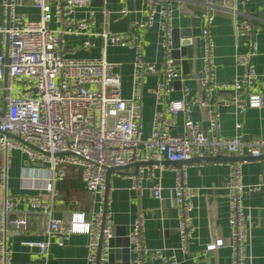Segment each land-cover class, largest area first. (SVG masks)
I'll list each match as a JSON object with an SVG mask.
<instances>
[{"label":"built area","instance_id":"1","mask_svg":"<svg viewBox=\"0 0 264 264\" xmlns=\"http://www.w3.org/2000/svg\"><path fill=\"white\" fill-rule=\"evenodd\" d=\"M92 0H32L39 11L37 19H24L17 11L20 0H0L3 23L0 35V148L5 153V164L0 171V184L6 191L8 153L18 149L27 156L28 165L23 168L21 190H35L30 195L8 196L5 192L0 202V231L6 235H21L27 224L25 216L10 217L18 203L26 202L46 219L45 234L54 236L55 242L63 246L74 233L88 236L86 264H109L112 246L113 219L109 210L110 187L106 185V173L110 168L124 167L136 161H153L142 164L129 177L132 188L141 192L144 173L155 177L168 168L164 161L172 162L175 175L172 201L177 209V232L180 236L179 250L187 251L195 227L191 223L192 199L197 189L187 186V167L193 157L241 156L244 147L248 155L259 158L264 155V139L254 138L247 142L242 135L222 136L219 114L208 111V127L203 129L189 117L181 133L172 134L179 111H188L185 100H169L173 82L182 81L184 74L172 56L171 0H143L140 11L145 17L133 20L129 29L114 32L110 29L111 11L106 0L94 7ZM206 9L201 15L203 41L202 68L197 76L200 92L206 95L230 87V98L224 104L232 105L234 113L240 115L246 108H261L263 96L251 92L257 79L253 64L256 55V27L248 18L236 25L240 35L248 37V50L236 54L235 65L242 68L230 82L215 80L214 41L210 33L217 0H204ZM247 0L240 5L245 8ZM124 3L126 0L123 1ZM224 7H227L223 5ZM235 14L236 7H228ZM130 10L122 6L119 13ZM81 12V17H75ZM99 14V19L97 15ZM54 20L58 26L49 27ZM99 24V30L90 29ZM157 24L160 31V46L164 59L160 66L144 58L143 43L132 29H148ZM84 36L81 47L94 46L92 36L101 39L99 57H70L66 55V37ZM108 46L128 48L132 54L130 94H122V78L119 65L106 59ZM147 74H161L151 89L155 106L166 102L164 111L156 109L149 134L142 135L143 78ZM23 80L22 89L14 87L15 80ZM29 86V87H27ZM27 87V88H26ZM36 89L33 92L32 89ZM29 89V90H28ZM28 90V91H27ZM183 96L187 88H182ZM244 93V95H243ZM200 106L205 103L194 99ZM5 104V107H4ZM168 113L169 115H166ZM239 131L241 123L236 122ZM6 133L18 136L13 138ZM248 161L229 162V172L224 188L227 189L228 225L230 229L231 264H250L249 240L252 223L245 212V191L256 190L242 182V165ZM77 167L81 171L84 188L96 196V209L89 217L83 212H73L66 223L55 217L53 207L57 195L56 185L63 179L61 169ZM153 198L162 201L160 175L149 187ZM45 193L47 197L41 194ZM145 217L139 211L127 235L129 240V264H175L174 254L166 256L163 248H148L144 243ZM21 244L35 246L41 256L47 254L49 241L24 240ZM223 245L221 238L207 243L205 249L212 251ZM11 263V250L4 240L0 241V264Z\"/></svg>","mask_w":264,"mask_h":264},{"label":"crops","instance_id":"2","mask_svg":"<svg viewBox=\"0 0 264 264\" xmlns=\"http://www.w3.org/2000/svg\"><path fill=\"white\" fill-rule=\"evenodd\" d=\"M124 0L107 2L110 9V29L114 32H124L129 29L130 23L145 17L140 11L144 6L141 0L140 7L130 10L127 14L119 13L124 5ZM217 7L213 11L210 33L214 41L215 68L214 76L218 82L230 83L236 75L242 71L235 65L236 54L245 53L248 50V37L240 35L236 30L238 22L245 18L253 27H256V55L253 64L257 74L251 92L263 96L261 108H246L240 115L234 113L232 105L224 104L230 98V87L217 90L206 95L199 91L197 76L202 68L203 41L200 37L202 20H200V34L186 37L183 31L186 28H194L197 21L206 9L204 0H171L173 4V17L171 22L173 51L172 56L177 60L178 68L184 74L182 81L173 82V91L169 100L184 99L188 105V111H179L175 118V125L171 128L172 134L181 133L187 117L197 122L200 127H208V111L214 110L219 114L222 136H234L240 133L247 137L248 141L254 138L264 139V0H247L245 8H242V0H217ZM223 5L227 6L224 7ZM236 7L235 14L228 7ZM98 7V6H94ZM128 8V7H127ZM17 11L24 15V19H37L39 11L32 5V0H20ZM81 12H76L75 17H81ZM99 19V14L97 15ZM3 16L0 10V25ZM57 23L49 22L50 28H55ZM99 24L93 26L90 31L97 32ZM143 43L144 58L160 66L164 59V52L160 46V31L157 24L148 29H132ZM84 36L66 37V55L70 57H99L101 39L92 36L93 47L84 49L81 47ZM3 48L0 35V49ZM106 59L118 63L122 78V94L129 96L131 88L132 54L128 48H106ZM161 74H147L143 78L142 94V135L150 133L152 118L156 109L164 111L166 102L155 106L154 95L151 89L155 86ZM187 88V94L183 96L182 88ZM244 95V93H243ZM198 99L205 103L200 106ZM166 115H169L166 113ZM236 122L241 123L238 131ZM243 140V139H242ZM247 141V140H246ZM0 151L2 149L0 148ZM4 152V151H3ZM5 154V153H4ZM226 156V155H224ZM235 156V155H231ZM207 157V156H204ZM196 158H201L197 157ZM6 159V157H5ZM4 159V162H5ZM7 188L6 191L0 184V202L5 196L19 194H35V190H21L23 180L21 178L23 168L28 165L27 156L18 149H12L7 157ZM229 160L220 161H191L187 167V186L197 189V196L192 199L193 209L190 212L191 223L195 227L193 238L188 242L185 253L179 250L180 236L177 232V209L172 201V187L175 185V175L171 169L172 164H166L168 168L160 174L154 169L155 177H147V172L141 181L142 191L133 189L132 180L129 177L134 174V167H126L121 172L114 171L109 177L110 203L109 210L113 219L112 261L110 264H128L121 252V246L126 242L127 236L135 217L142 211L144 222V243L148 248H163L166 256L172 254L176 257L175 264H231L230 229L228 225L227 189L224 183L229 172ZM5 164V163H4ZM0 166V171L4 167ZM63 179L56 185L57 195L54 199L55 217L62 223H66L71 213L83 212L87 217L96 209V196L87 191L81 180V171L77 167L65 166L61 169ZM160 175L163 187V200L152 197L149 187L157 181ZM242 182L246 187L256 186V190H247L244 195L243 205L252 223L249 240L250 264H264V155L258 159H250L242 165ZM47 197L45 193L41 194ZM25 216L27 224L21 235H13L7 232L4 235L0 231V241L4 240L11 250L10 264H86L88 236L83 233H74L69 236L63 246L55 242L54 236H46V219L43 214L31 208L28 203H18L10 217ZM221 238L223 245L212 251L205 249L207 243ZM48 240L47 254L43 257L35 246L21 244V241Z\"/></svg>","mask_w":264,"mask_h":264},{"label":"water","instance_id":"3","mask_svg":"<svg viewBox=\"0 0 264 264\" xmlns=\"http://www.w3.org/2000/svg\"><path fill=\"white\" fill-rule=\"evenodd\" d=\"M110 1H115V0H106V2H110ZM140 3H141V0H126V5H127L128 9H130V10L134 9L135 7L137 9H139ZM91 5L92 6H101L102 5V0H92L91 1ZM195 20L197 21V23L193 24L194 28H192V29L186 28L183 31L184 32L183 33L184 36L190 37L191 35L192 36H197V35L200 34L199 24H200L201 18L197 17V18H195ZM32 91L36 92V89L34 88V89H32ZM4 107H5V104H4ZM6 134L11 136V137H13V138L20 139L18 136L10 135L8 133H6ZM242 139H243L244 142L248 141V138L245 137V136L242 137ZM262 156L263 155H261L260 157H262ZM244 159L250 160V159H258V158H252L250 155H248L247 147L245 146L244 150H243V155H241V156L217 155V156H207V157H201V158L193 157L191 161H195V160L196 161H220V160L237 161V160H244ZM164 163L165 164H174V163L168 162V161H164ZM142 164H148V165L149 164H153V161H147V162L136 161V162H133L132 164L126 165L124 167H117V168L108 169L107 173H106V185H109V177H110V174L112 172H114V171L121 172L126 167H134V174H135L137 172L138 166L142 165ZM112 233H113V231H112ZM112 238L110 240V245L111 246H113L112 245ZM125 238H126V240H125L126 242L121 246V252H122V255L124 256L125 261L129 264V250H128L129 240H128V237L126 235H125ZM112 254L113 253L109 254V264L112 261V256H113Z\"/></svg>","mask_w":264,"mask_h":264},{"label":"rangeland","instance_id":"4","mask_svg":"<svg viewBox=\"0 0 264 264\" xmlns=\"http://www.w3.org/2000/svg\"><path fill=\"white\" fill-rule=\"evenodd\" d=\"M22 85H23V80H21V79L15 80V84H14L15 88L22 89ZM27 87H29V86H27ZM4 159H5V154L3 151H0V166L5 163Z\"/></svg>","mask_w":264,"mask_h":264}]
</instances>
